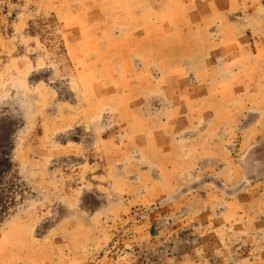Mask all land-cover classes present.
<instances>
[{
  "label": "rangeland",
  "instance_id": "obj_1",
  "mask_svg": "<svg viewBox=\"0 0 264 264\" xmlns=\"http://www.w3.org/2000/svg\"><path fill=\"white\" fill-rule=\"evenodd\" d=\"M0 264H264V0H0Z\"/></svg>",
  "mask_w": 264,
  "mask_h": 264
}]
</instances>
